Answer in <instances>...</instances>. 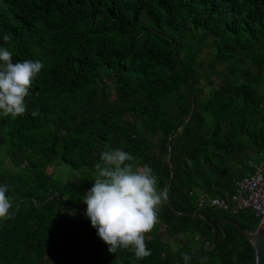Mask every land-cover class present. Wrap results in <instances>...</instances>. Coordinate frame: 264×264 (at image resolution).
<instances>
[{
  "label": "trees",
  "instance_id": "trees-1",
  "mask_svg": "<svg viewBox=\"0 0 264 264\" xmlns=\"http://www.w3.org/2000/svg\"><path fill=\"white\" fill-rule=\"evenodd\" d=\"M0 48L44 65L25 114L0 115V264H255L236 226L213 233L260 219L196 196L230 200L264 156V0H0ZM110 149L168 183L142 260L84 215Z\"/></svg>",
  "mask_w": 264,
  "mask_h": 264
},
{
  "label": "clouds",
  "instance_id": "clouds-1",
  "mask_svg": "<svg viewBox=\"0 0 264 264\" xmlns=\"http://www.w3.org/2000/svg\"><path fill=\"white\" fill-rule=\"evenodd\" d=\"M43 67L40 60L14 63L12 53L0 48V115L15 119L25 114V97ZM133 160L130 153L120 149L103 151L101 162L94 166L97 176L93 186L82 202L86 205L84 215L109 253L130 249L137 260H142L151 255L145 234L157 224L159 208L169 197L166 189H157L153 170L146 165L134 169L127 163ZM7 190V184L0 186V219L14 215L10 213L13 200L6 195ZM183 260L189 264L191 257L184 254Z\"/></svg>",
  "mask_w": 264,
  "mask_h": 264
},
{
  "label": "built area",
  "instance_id": "built-area-1",
  "mask_svg": "<svg viewBox=\"0 0 264 264\" xmlns=\"http://www.w3.org/2000/svg\"><path fill=\"white\" fill-rule=\"evenodd\" d=\"M196 201L200 207L213 206L223 210L230 209L232 212L248 209L261 223L264 220V156L253 165L251 174L235 181V191L230 200L200 193L197 194Z\"/></svg>",
  "mask_w": 264,
  "mask_h": 264
},
{
  "label": "water",
  "instance_id": "water-1",
  "mask_svg": "<svg viewBox=\"0 0 264 264\" xmlns=\"http://www.w3.org/2000/svg\"><path fill=\"white\" fill-rule=\"evenodd\" d=\"M173 135V133H172ZM167 146H169V142L167 143ZM168 162L170 163V159L168 156ZM168 183L165 186V189L167 188ZM225 221L230 222L234 226H236L240 232L244 235V237L253 245L255 249V264H264V220L259 223L258 227L255 231H248L245 228H243L238 222L232 220L228 216H223L220 218L218 226H214V233L213 238H216L217 234V227H219L221 230H223V223ZM224 239L226 238V232H224Z\"/></svg>",
  "mask_w": 264,
  "mask_h": 264
},
{
  "label": "rangeland",
  "instance_id": "rangeland-1",
  "mask_svg": "<svg viewBox=\"0 0 264 264\" xmlns=\"http://www.w3.org/2000/svg\"><path fill=\"white\" fill-rule=\"evenodd\" d=\"M263 90H264V81H263ZM6 162L9 164V162L6 160ZM11 166V164H9ZM61 168V166L59 168H56L55 171L58 172L59 169ZM60 172V171H59ZM72 171H67L65 174H59L60 177H62L64 180L68 181L69 183L73 184L75 182V178L72 177Z\"/></svg>",
  "mask_w": 264,
  "mask_h": 264
},
{
  "label": "crops",
  "instance_id": "crops-1",
  "mask_svg": "<svg viewBox=\"0 0 264 264\" xmlns=\"http://www.w3.org/2000/svg\"><path fill=\"white\" fill-rule=\"evenodd\" d=\"M200 193H206V192L201 191V192H199L198 194H200Z\"/></svg>",
  "mask_w": 264,
  "mask_h": 264
}]
</instances>
